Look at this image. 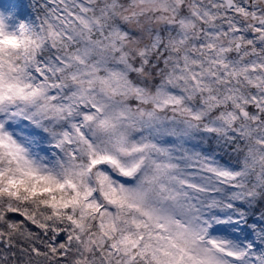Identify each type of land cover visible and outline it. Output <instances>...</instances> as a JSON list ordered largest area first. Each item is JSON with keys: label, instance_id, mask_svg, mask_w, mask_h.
Masks as SVG:
<instances>
[{"label": "snow or ice", "instance_id": "6c2138e0", "mask_svg": "<svg viewBox=\"0 0 264 264\" xmlns=\"http://www.w3.org/2000/svg\"><path fill=\"white\" fill-rule=\"evenodd\" d=\"M0 264H264V0H0Z\"/></svg>", "mask_w": 264, "mask_h": 264}]
</instances>
